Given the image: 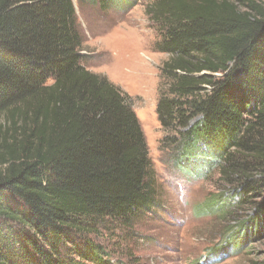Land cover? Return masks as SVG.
I'll use <instances>...</instances> for the list:
<instances>
[{
    "label": "trees",
    "instance_id": "trees-1",
    "mask_svg": "<svg viewBox=\"0 0 264 264\" xmlns=\"http://www.w3.org/2000/svg\"><path fill=\"white\" fill-rule=\"evenodd\" d=\"M76 1L105 11L140 0ZM250 6L256 15L237 0L147 9L169 57L163 143L181 172L216 170L233 190L207 213L253 210L225 231L232 249L264 234V10ZM82 42L73 0H0V264H114L95 238L159 206L130 100L83 66Z\"/></svg>",
    "mask_w": 264,
    "mask_h": 264
},
{
    "label": "rangeland",
    "instance_id": "rangeland-1",
    "mask_svg": "<svg viewBox=\"0 0 264 264\" xmlns=\"http://www.w3.org/2000/svg\"><path fill=\"white\" fill-rule=\"evenodd\" d=\"M154 1L140 0L130 7L121 3L101 11L73 0L83 38L82 64L129 98L146 140L159 201L131 229L113 227L107 237L95 241L106 246L114 264H264V234L242 249L225 245V231L237 221L246 222L253 210H230L226 217L217 210L207 213V201L227 199L233 190L216 170L204 178L181 172L169 143H163L168 134L158 122L156 106L166 87L161 68L169 57L156 49L162 28L147 15ZM249 2L264 10V0ZM249 2L237 0L242 12L256 15Z\"/></svg>",
    "mask_w": 264,
    "mask_h": 264
}]
</instances>
